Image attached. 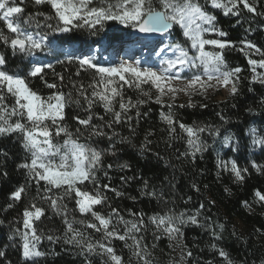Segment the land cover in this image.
Returning a JSON list of instances; mask_svg holds the SVG:
<instances>
[{
    "label": "trees",
    "instance_id": "trees-1",
    "mask_svg": "<svg viewBox=\"0 0 264 264\" xmlns=\"http://www.w3.org/2000/svg\"><path fill=\"white\" fill-rule=\"evenodd\" d=\"M205 2L206 0H201L202 4ZM255 6L258 12H264V0H257ZM23 7L25 11L21 19L29 14H52L49 5H36L33 0H25ZM206 11L216 16L217 28L227 33L222 39L236 44V47L224 50L228 66L240 67L242 71L238 74V93L235 96L228 93L219 100L208 94L206 97L193 95L191 107L187 106L189 96L187 100L174 102L176 107L173 111L179 121L188 125L220 129V135L209 131L200 134L207 148L196 153L195 157L191 155L187 145L186 134L178 126L176 133L169 135L166 123L160 119V105L155 102L141 105L139 118L136 116V109H132L128 113L133 117L129 122L130 126L129 123L122 122L114 124L112 128L104 127L103 130L109 135L117 133L111 140L99 136L89 138L88 130L73 119L77 115L85 117L87 109V104L79 97L77 89L83 84L90 95L91 89L88 85L98 77L92 69L79 70L77 75L79 65L75 61L56 64L51 57L55 72L63 75V81L54 76L52 70H46L45 79L49 83H56L57 88H47L38 77L30 78V87L42 96L60 90L66 94L71 92L73 101L80 99L79 105L73 102L66 106L65 122L73 132L80 127L83 133L79 138L81 143L90 144L103 151V167L97 170L99 183L109 184L122 193L121 196H116L114 192L106 191L107 203L96 206L95 210L107 214L111 208H117L128 220L136 219L130 215L129 210L142 213L146 227L137 236H143V244L147 245L150 253L148 259L152 264H225L218 249H223L233 264H264V204L256 203L254 197V190L264 192V172H257L251 167L252 161L264 165V150L252 143L253 136L249 132V129L255 128L259 135H264V84L252 81L253 73L248 63L249 59L260 60L264 57L254 50H246V55L240 51L242 45L239 43L242 40L250 41L264 51V16L249 13L242 6L240 16L224 15L222 9H215L210 4L206 5ZM37 19L41 21V27L37 29L33 25L29 31L48 32L49 40L61 45H77L83 49L89 38H109L111 42L116 40L115 36L106 31H99L92 37L89 31L80 30L72 33H51L43 25V16H38ZM48 23L55 25L56 21L50 20ZM0 29H4L7 34L3 22H0ZM172 31L177 42L188 46L190 42L186 43L180 28L174 27ZM205 38L219 37L216 33H208ZM206 49L214 50L212 46H206ZM189 52L194 54L195 49L189 47ZM0 54L6 57L7 62L3 67L7 71L24 74L29 70L27 61L21 60L2 41ZM145 90H148V86H145ZM124 94L125 98L132 97L133 101L139 96L137 90L127 87ZM152 95H156L154 90ZM5 103L11 106L14 98L9 95ZM181 104L185 106L179 107ZM202 104L206 107H201ZM116 107L118 109V103ZM92 111L104 117V120H100L94 116L93 124L103 126L105 121L111 119L99 103L94 105ZM15 119L13 117V121ZM228 135L232 136V141L225 145L223 140ZM123 137H127V140H123ZM59 139L62 142L63 137ZM142 144H146V148H141ZM0 150L7 153L6 156L0 155V221H3L0 223V252H4L0 256V264H87L88 260L91 264H104L107 257L96 254L86 257L80 253L79 248L64 243L63 216L55 214L47 202L39 199L35 181L29 183L27 170L17 167L27 157L21 147L19 134L0 135ZM217 156L225 161L236 160L241 168H248L244 180L237 181L231 171L218 168ZM109 164L112 165L111 168L107 167ZM124 164L128 167H120ZM5 171L8 173L6 177L2 175ZM105 171L108 173L107 177L104 175ZM122 176L125 181L120 179ZM20 185L27 186L26 193L22 194L20 200H12L11 192ZM82 190L92 191L93 185L85 182ZM143 192H155V195H142ZM245 201L249 207L244 205ZM33 202L45 209L44 216L35 223L37 234L41 235L38 250L45 255L26 260L22 256V239L16 234V229H22L23 210ZM63 203L67 205L69 219L75 217L76 220L92 221L90 215L79 212L75 198H65ZM9 204H12L11 208L8 207ZM169 211L177 215L185 213V219L198 212L199 224L181 225L183 235L170 240L148 220V217L156 213L162 215ZM74 227L90 234L94 241L101 239V233L93 229L80 224H75ZM119 228L123 234V225ZM48 236L60 239L48 240ZM127 242L130 244L131 240ZM213 244L216 245L215 248L212 247ZM110 246L124 258L125 264L129 260L131 264H138L137 258L132 256V250L125 247L124 241L113 239ZM189 251L192 253L190 257L187 256Z\"/></svg>",
    "mask_w": 264,
    "mask_h": 264
},
{
    "label": "snow or ice",
    "instance_id": "snow-or-ice-1",
    "mask_svg": "<svg viewBox=\"0 0 264 264\" xmlns=\"http://www.w3.org/2000/svg\"><path fill=\"white\" fill-rule=\"evenodd\" d=\"M33 2L36 5H49L52 14H29L21 19L25 11L23 7L25 0H0V22H3L4 28L7 29V34L4 29H0V41L9 46L13 53L33 56L40 50L49 52L56 64L75 61L79 65L77 75L79 70H95L98 79L94 78L88 85L91 89L90 95L83 84L77 89L79 97L87 104L86 115L83 118L78 115L73 117L79 126L88 130L89 138L99 136L111 140L117 133L109 135L103 130L104 127L112 128L114 124L129 123L133 119L128 115L132 109H136V116L139 118L140 106L155 102L160 105V119L166 123L169 135L173 136L176 133L177 126L186 134L187 145L193 157L207 148L200 134L209 131L214 135H220V129L188 125L179 121L173 111L178 94L183 92L189 96L187 105L189 107L193 106L191 103L193 95L206 97L209 89L218 90L223 87L228 90L229 95L235 96L238 93V74L242 71L240 67L228 66L224 50L236 47V44L222 39L227 33L217 28V18L206 11V5L222 9L224 15L240 16L242 6L249 13L264 16V12L257 11L255 6L257 0H206L205 4H202L201 0H33ZM38 16H43V25L51 33H72L87 29L91 35H97L107 22L114 21L139 33H159L163 36L170 34L174 26H178L186 38V43H190L185 46L179 42H170L160 48L156 53L160 57L158 67L148 65L147 62H143L142 66L140 59L131 61L122 59L119 63L102 66L94 62L92 56L73 55L69 51L56 48L49 40L48 32L29 31L33 25L37 29L41 27ZM50 20H55V25L48 23ZM208 33H216L219 38H205ZM239 43L242 45L240 51L246 55L248 54L246 50H254L264 57V51L254 43L244 40ZM206 46H212L214 50H207ZM189 47L195 49L194 54H189ZM165 49L171 51L172 56L161 55ZM6 62V57L0 54V135L19 134L21 147L27 153V157L17 167L27 170L29 183L35 181L39 199L47 202L55 214L63 216L64 243L79 248L80 253L86 257L91 254L107 257L104 264H125L124 258L110 246L113 239H118L124 241L125 247L132 250V256L137 258L138 264H152L148 259L150 253L147 251V245L143 244V236H137V233L146 227L142 213L129 210L130 215L136 219L128 220L121 215L119 209L111 208L110 205L111 210L107 214L95 210L96 206L107 203L106 191H112L116 196H121L122 193L109 184L99 183L97 170L103 167V151L90 144L81 143L79 138L83 133L80 127L73 132L65 122L66 106L73 102L79 105L80 99L73 101L71 92L66 94L60 90L45 97L30 87V78L38 77L47 88H57L56 83H49L45 79L46 70H52L53 75L61 82L64 79L63 75L55 72L54 64L51 62L32 61L29 70L24 74L7 71L3 67ZM248 63L253 73L252 81L264 84V72H257V67L264 69V58L249 59ZM186 70L191 72L190 77L183 75ZM175 81H184V86L177 87ZM145 86H148V90H145ZM125 87L137 90L139 96L135 101L132 97L125 98ZM153 90L155 96L152 95ZM9 95L14 98L11 106L5 103ZM97 103L111 116L103 126L92 123L94 116L104 120L103 116L92 111ZM200 106L206 107L203 104ZM13 117H16L14 121ZM249 132L253 136L252 143L264 150V135H259L255 128L249 129ZM60 137H63L62 142ZM122 139L127 140V137ZM231 141L232 136L228 135L224 137L223 143L228 145ZM141 148H146V144H142ZM0 155L6 156L7 153L0 150ZM217 166L224 171H231L237 181H243L245 174L248 173V168H241L236 160L225 161L219 156ZM107 167L111 168L112 165L109 164ZM120 167L127 168L128 165ZM251 167L257 172H264V165L255 161L251 162ZM2 175L6 177L8 173L5 171ZM104 175L108 176L107 171ZM120 179L125 181L123 176ZM85 182L93 185L92 191L82 190ZM26 187V185L17 187L11 192L10 198L20 200L22 194L26 193ZM141 194L155 195V192ZM254 197L256 203L264 204V192L256 189ZM65 198H75L79 212L82 215H90L92 221L76 220L75 217L69 219L67 205L63 203ZM243 203L249 207L247 201ZM8 207L11 208L12 204ZM44 214L45 209L34 202L23 210V230L16 229V234L23 241L22 254L26 260L45 255L37 249L41 235L37 234L35 226ZM198 214L197 212L189 215L185 219V213L177 215L169 211L162 215L156 213L148 217V220L157 230L173 240L183 235L181 225L199 224ZM75 224L84 225L85 228L101 233V239L94 241L90 234L74 227ZM120 225H123V234ZM156 238L159 239L158 236ZM47 239L59 240L60 237L48 236ZM128 240H131L130 244ZM212 247L215 248L216 245L213 244ZM218 254L225 264H233L223 249H218ZM3 255L4 252H0V256ZM191 255L190 251L187 252V256ZM87 264H91V261L88 260ZM128 264H131L130 260Z\"/></svg>",
    "mask_w": 264,
    "mask_h": 264
},
{
    "label": "rangeland",
    "instance_id": "rangeland-1",
    "mask_svg": "<svg viewBox=\"0 0 264 264\" xmlns=\"http://www.w3.org/2000/svg\"><path fill=\"white\" fill-rule=\"evenodd\" d=\"M178 27V26H174ZM179 28V27H178ZM81 32L88 31L87 29L80 30ZM102 31L108 32L110 35L115 36L116 40L111 42L109 38H98L96 40L89 38L87 40V46L82 49V47H77V45L70 44H58L56 41H51L53 45L58 49L69 51L73 55H89L92 56L94 62L99 63L102 66H109L112 64L119 63L123 60H135L140 59L143 62H147L148 65L158 67V62L160 57L156 55L160 48L164 47L168 43H176L177 40L172 35V32L167 35H160L157 39L152 37H147L145 35H137L134 33V29L126 28L117 22L109 21L105 24ZM92 37L93 35L90 34ZM113 38V37H112ZM133 43H131L132 41ZM140 41L144 46V51L141 52L142 46L136 43ZM191 55V53L189 52ZM21 60H25L30 68L31 62L39 60L42 62H51L52 55L46 51L38 50L33 56H26L24 54L17 53ZM161 55L172 56V52L165 49V52ZM251 68V66H250ZM257 72H264V69L257 67ZM183 75L190 77L191 72L186 70ZM184 81H175L174 84L177 87H183ZM228 90L221 87L218 90L209 89L207 94L215 97L216 99H223L227 94ZM46 97V96H45ZM187 100V95L180 92L175 101ZM23 230V226H22ZM23 243V241H22ZM38 249V244H37ZM23 253V249H22ZM23 256V254H22Z\"/></svg>",
    "mask_w": 264,
    "mask_h": 264
},
{
    "label": "water",
    "instance_id": "water-1",
    "mask_svg": "<svg viewBox=\"0 0 264 264\" xmlns=\"http://www.w3.org/2000/svg\"><path fill=\"white\" fill-rule=\"evenodd\" d=\"M134 33L137 35H145L147 37H152L154 39H157L161 34L159 33H139L137 30H134Z\"/></svg>",
    "mask_w": 264,
    "mask_h": 264
},
{
    "label": "bare ground",
    "instance_id": "bare-ground-1",
    "mask_svg": "<svg viewBox=\"0 0 264 264\" xmlns=\"http://www.w3.org/2000/svg\"><path fill=\"white\" fill-rule=\"evenodd\" d=\"M136 43L139 44V46H142V49L140 51L143 52L144 51V48H143L144 45L140 41H136Z\"/></svg>",
    "mask_w": 264,
    "mask_h": 264
}]
</instances>
